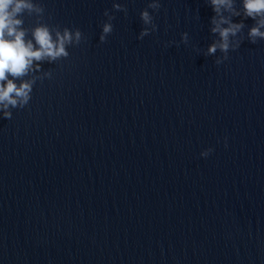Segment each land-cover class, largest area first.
Listing matches in <instances>:
<instances>
[{
  "label": "water",
  "instance_id": "obj_1",
  "mask_svg": "<svg viewBox=\"0 0 264 264\" xmlns=\"http://www.w3.org/2000/svg\"><path fill=\"white\" fill-rule=\"evenodd\" d=\"M33 2L44 13L24 15L26 40L41 23L83 39L67 58L8 76L34 84L11 119L0 111V264H264V40H248L254 21L216 64L224 54L207 55L219 39L208 0H159V11L151 0ZM235 6L234 23L242 0ZM145 9L157 29L138 39ZM105 10L115 19L101 43Z\"/></svg>",
  "mask_w": 264,
  "mask_h": 264
},
{
  "label": "clouds",
  "instance_id": "obj_2",
  "mask_svg": "<svg viewBox=\"0 0 264 264\" xmlns=\"http://www.w3.org/2000/svg\"><path fill=\"white\" fill-rule=\"evenodd\" d=\"M214 15L211 17V33L217 34L219 39L211 43L207 48V55H215L217 50L224 54L215 63L221 64L228 59L230 50H236L242 43L241 39L233 40L245 28L244 20L251 18L254 24L248 29L247 38L251 43L257 40H264V0H242L243 15L240 22L234 23L233 16L240 17L241 12L235 6V0H208ZM147 8L159 11L161 4L159 0H151ZM113 9L127 13V8L114 3ZM230 15H225L224 13ZM44 8L34 3L33 0H0V111L3 118L11 119L12 112L8 109L23 108L30 99L34 81H22L19 85L13 78H21L27 75L32 69L33 62L47 60L49 63L60 58H67L69 46L79 45L83 39L82 32L77 29L67 27L62 30L57 27L53 29L46 23L38 24L32 30V39L26 40L27 30L23 27L25 14L42 17ZM104 16L107 22L102 25V32L99 36L101 43L106 41L108 35L113 31L111 21L115 17L105 10ZM141 20L145 27L140 31L138 39H143L151 32L156 31L157 26L153 22L154 17L145 9L140 13ZM35 41L34 46L32 41ZM181 40L188 43V34L183 33ZM35 70H40V64L36 63ZM51 76V73H45ZM225 147L227 142L225 138ZM213 151L208 148L200 153L202 157H207Z\"/></svg>",
  "mask_w": 264,
  "mask_h": 264
}]
</instances>
